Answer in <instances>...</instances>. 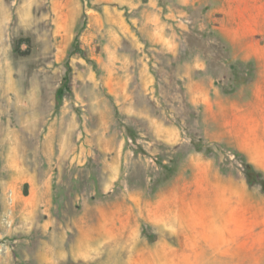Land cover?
<instances>
[{
    "label": "rangeland",
    "instance_id": "rangeland-1",
    "mask_svg": "<svg viewBox=\"0 0 264 264\" xmlns=\"http://www.w3.org/2000/svg\"><path fill=\"white\" fill-rule=\"evenodd\" d=\"M221 8L0 0V264H264V34Z\"/></svg>",
    "mask_w": 264,
    "mask_h": 264
},
{
    "label": "crops",
    "instance_id": "crops-1",
    "mask_svg": "<svg viewBox=\"0 0 264 264\" xmlns=\"http://www.w3.org/2000/svg\"><path fill=\"white\" fill-rule=\"evenodd\" d=\"M221 12H223L224 26L236 30H245L244 35L254 36L257 33L264 34V0H221ZM220 21V20H219ZM257 80V90L255 100L258 108H264V74ZM225 199L230 201L235 199V194ZM225 202V201H224ZM227 203V202H225Z\"/></svg>",
    "mask_w": 264,
    "mask_h": 264
},
{
    "label": "trees",
    "instance_id": "trees-1",
    "mask_svg": "<svg viewBox=\"0 0 264 264\" xmlns=\"http://www.w3.org/2000/svg\"><path fill=\"white\" fill-rule=\"evenodd\" d=\"M29 43V38H20L17 42V46L20 47L23 44ZM65 85H67V82ZM243 175L247 185L250 188L259 186L264 192V174L261 171L257 170L251 163L247 161H244L243 164Z\"/></svg>",
    "mask_w": 264,
    "mask_h": 264
},
{
    "label": "bare ground",
    "instance_id": "bare-ground-1",
    "mask_svg": "<svg viewBox=\"0 0 264 264\" xmlns=\"http://www.w3.org/2000/svg\"><path fill=\"white\" fill-rule=\"evenodd\" d=\"M170 211V210H169ZM167 217V216H166ZM178 217H180V216H178ZM158 218H159V216H158ZM162 218V217H161ZM176 218H177V216H176ZM183 218L185 219V217L183 216ZM187 219V218H186ZM160 220V219H159ZM162 221V220H161ZM176 221V220H175ZM178 221V220H177ZM180 221V220H179ZM178 221V222H179ZM163 222V221H162ZM183 222V224L184 223H186V221L184 222V221H182ZM179 225V224H178ZM182 225V224H181ZM181 225H179V226H181ZM187 225V224H186ZM178 228V227H177ZM180 228H183L182 226L180 227ZM184 229V228H183ZM180 230H182V229H180ZM89 237H91V236H89V235H85V237L83 238L84 239V241H83V243L81 244V245H79L80 247L82 246H85V245H87V243H89ZM129 245V244H128ZM126 246H127V243H126ZM125 246V247H126ZM130 246V245H129ZM133 246V245H132ZM131 247V246H130ZM116 248V247H115ZM127 248V247H126ZM133 248V247H132ZM114 249V248H113ZM125 249V248H124ZM134 249V248H133ZM127 251V250H126ZM123 252V251H122ZM121 253V252H120ZM130 255V254H129ZM124 255H122L121 257H118V258H116V256H114V253L113 254H111L108 258H107V260H110V264H119V263H124ZM129 257V259H130V256H128ZM128 259V260H129ZM126 262V261H125ZM187 262V261H186ZM197 262H204L203 260H199L198 259V261Z\"/></svg>",
    "mask_w": 264,
    "mask_h": 264
}]
</instances>
